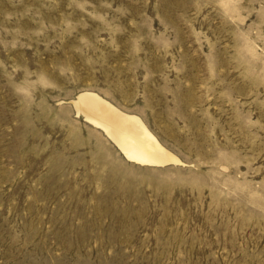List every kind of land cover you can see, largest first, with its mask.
<instances>
[{"label": "rangeland", "instance_id": "obj_1", "mask_svg": "<svg viewBox=\"0 0 264 264\" xmlns=\"http://www.w3.org/2000/svg\"><path fill=\"white\" fill-rule=\"evenodd\" d=\"M0 264H264V0H0Z\"/></svg>", "mask_w": 264, "mask_h": 264}, {"label": "bare ground", "instance_id": "obj_2", "mask_svg": "<svg viewBox=\"0 0 264 264\" xmlns=\"http://www.w3.org/2000/svg\"><path fill=\"white\" fill-rule=\"evenodd\" d=\"M72 102L87 120L100 126L130 162L152 167L179 162L180 159L158 140L139 116L118 109L89 90L79 92Z\"/></svg>", "mask_w": 264, "mask_h": 264}]
</instances>
